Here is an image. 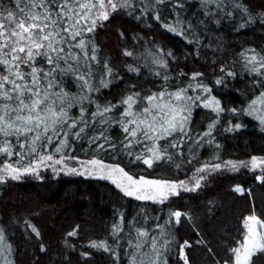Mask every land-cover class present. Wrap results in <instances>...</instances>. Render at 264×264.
Here are the masks:
<instances>
[{
    "label": "trees",
    "instance_id": "16d2710c",
    "mask_svg": "<svg viewBox=\"0 0 264 264\" xmlns=\"http://www.w3.org/2000/svg\"><path fill=\"white\" fill-rule=\"evenodd\" d=\"M3 2L12 7L11 0ZM101 23L89 37L99 60L107 61L113 72L103 77L108 81L106 87L99 83L102 64L95 72L92 83L99 90L91 94L94 103L83 100L86 118L96 111V104H118L133 92L145 95L161 88L172 91L195 86L197 81L191 80L194 73L202 74L198 78L202 86L189 89L188 94H199L201 100L185 113L187 135L177 132L174 140L169 138L179 145L168 147L171 159L155 161L152 168L126 154L129 150L121 144L126 134L117 123L97 127V132L101 127L107 129L105 134L115 149L97 154L95 145L82 139L74 141V150L66 154L118 164L137 178L172 182L190 180L196 169L205 165L264 157V124L259 119L264 107L257 104L248 114L251 101L264 91V76L250 71L254 64L259 69V63L247 62L252 55H257L258 61L264 57V0H163L159 4L131 0L130 6L118 9ZM166 25L182 34L169 31ZM126 51L132 55H124ZM153 57L162 58L167 68L151 63ZM130 67L138 71H130ZM79 85L72 74L62 77L63 89L73 96L83 95ZM204 99L218 101L221 110L204 107ZM80 106L71 109L73 117L79 118ZM119 113L117 108L106 115L119 119ZM210 125V135H204ZM131 151L136 154L146 148L135 145ZM3 163L19 166V157L0 154ZM258 176L248 170L216 171L195 191L174 195L164 203L137 200L109 182L91 178L46 174L41 179L5 181L0 184V230L4 236L0 264H130L133 248L129 241L136 237V229L146 230L160 243L165 238L171 240L167 251L161 249L162 264H184L180 256L184 241L191 244L184 249L188 264H225L226 260L231 264L230 249L242 239L245 219L256 215L264 220V182ZM236 187L242 188L243 194L236 192ZM176 211L182 213L179 223L170 218ZM29 224L38 229L39 237ZM116 225L122 230L114 231ZM74 229L77 235L69 237ZM93 242L107 250L90 247ZM147 250L145 245L140 251ZM252 262L264 264V254L257 253Z\"/></svg>",
    "mask_w": 264,
    "mask_h": 264
},
{
    "label": "snow or ice",
    "instance_id": "6c2138e0",
    "mask_svg": "<svg viewBox=\"0 0 264 264\" xmlns=\"http://www.w3.org/2000/svg\"><path fill=\"white\" fill-rule=\"evenodd\" d=\"M162 2L155 0L157 4ZM11 3L12 7L8 8L0 0V154L7 158L18 156L19 166L3 163L0 184L6 179L18 180L22 175H38L39 169L45 165L55 171L56 165L63 166L65 160L72 159L84 171L72 167L68 168L69 172L78 175L98 173L99 178L110 179L125 195L135 196L137 200L164 203L170 195H177L180 189L192 191L200 187L204 177L198 174L205 172L207 165L196 169L195 183L189 187L185 181L137 178L118 164H106L102 159L81 161L66 154L74 150V141L82 139H86L90 146L95 145L97 154L115 149L116 145L105 134L107 129L101 127L97 132V127L117 123L126 134L121 141L123 149L129 150L126 154L134 155L135 161L152 168L155 161L166 157L171 159L167 155L169 146H179L169 138L174 140L177 132L187 135L185 125L188 116L185 113L191 111L195 101L201 100L199 94L193 97L188 92L189 89L195 90L202 86L198 81L201 73H194L191 77L192 81H197L195 86L189 84L188 87L181 86L172 91L161 88L145 95L133 92L118 104H96V111L85 117L83 100L91 101V94L99 90L92 83L95 72L100 71L99 66L102 64L99 83L105 87L108 81L103 77L111 76L113 72L107 61L99 60L97 47L89 34L95 32L97 26H102L101 22L107 21L113 12L130 6L131 0H11ZM156 19H159L158 15ZM166 27L169 31L182 34L176 28ZM124 55L131 56L132 53L126 51ZM247 62L259 63V69L254 64L250 71L264 76V72L260 71L264 69V57L258 61L257 55H252ZM151 63L167 68L162 58L153 57ZM129 70L138 71L131 67ZM69 74L80 81L82 96H73L63 89L62 77ZM155 74L164 80L168 79L166 74ZM227 74L233 75L231 72ZM204 91L210 89L204 88ZM77 104L81 105L79 118L70 114ZM257 104L264 107V91L251 101L248 114H252ZM203 106L221 110L219 102L214 99H204ZM117 108L120 109L119 119L106 115ZM259 119L264 124V114ZM211 127L204 135H210ZM161 140H167L168 144H160ZM135 145H143L146 152L133 154L131 149ZM54 156L58 158L54 159ZM24 160L28 162L24 164ZM261 164H264V158L253 157L250 162H241L239 165L227 161L223 165H212V168L219 170L230 166L238 170L241 166H251L254 170ZM257 179L264 182V176H258ZM234 190L243 194L240 187ZM181 216L182 213L176 211L171 213L170 218L174 217L175 222L179 223ZM29 227L37 237L40 236L35 226L29 224ZM244 228L246 231L242 239H238L237 245L230 249L231 264H253L252 257L257 252L264 253V220L251 215L245 219ZM116 230H122L121 225H116ZM76 235L75 229L68 233L69 237ZM160 235L164 236L165 233L161 231ZM3 240L0 230V242ZM129 243L133 248L129 253L130 264H162L161 249L167 251L171 240L165 238L160 243L156 236H150L146 230L136 229V237L130 238ZM145 245L149 250L140 251ZM90 247L105 246L93 242ZM189 247L191 244L188 241H184L180 247L184 264H188L184 249ZM41 250H44L43 246ZM225 264H229V261L226 260Z\"/></svg>",
    "mask_w": 264,
    "mask_h": 264
},
{
    "label": "rangeland",
    "instance_id": "374dc122",
    "mask_svg": "<svg viewBox=\"0 0 264 264\" xmlns=\"http://www.w3.org/2000/svg\"><path fill=\"white\" fill-rule=\"evenodd\" d=\"M263 110H264V108H263ZM263 112H264V111H263ZM55 158H58V157H55V156H54V159H55ZM77 158H78V157H77ZM257 158L259 159V157H257ZM262 158H264V157H262ZM92 159H96V158H92ZM79 160H81V161H86V160H90V159H81V158H79ZM251 160H252V159H251ZM251 160L240 161V162L233 161V162H236V163L239 165L241 162H250ZM106 164H108V163H106ZM223 164H224V163H223ZM223 164H222V165H223ZM113 165H115V164H113ZM2 167H3V164H0V168H2ZM72 167L77 168L79 171H84V169L81 168L80 164H78L75 160L67 159V160H65L63 166H62V165H56V166H55V169H56L55 171H54L51 167H47V166L45 165V166H42V167L39 169V171H38V175H36V174L22 175V176L20 177V179H18V180L6 179V181H20V180H24V179H27V178L41 179V178H42L43 176H45L46 174H50L51 176H54V177H58V176H60V177H83V178L97 179V180H102V181L109 182V183H111L112 185H114L115 187H117L115 184H113V183L111 182L110 179H102V178H99V174H98V173H97V174H89L88 172H85L84 175H78V174H76V173L69 172V171H68V168H72ZM240 170H248V171H252V172L257 173V174H259L260 176H262V174L264 173V164H261L260 166H258V167L255 168L254 170L251 169V166H249V167H242V166H241V167L238 168V170H236V169H231L230 166H229V167H222V168L219 169V170H215V169L212 168V166H208L205 172L199 173L198 175H199V176H203V177L205 178L208 174L213 173V172H216V171H232V172H234V171H240ZM129 174H130V173H129ZM194 174L197 175L196 172H195ZM146 179H148V178H146ZM153 180H156V179H153ZM203 180H204V179H202V180L200 181V184L202 183ZM185 182L188 183L189 187H192V186L194 185V183H195L194 175L192 176V178H191L190 180L185 181ZM117 188H118V187H117ZM118 189H119V188H118ZM196 189H198V188H195V189L192 190V191H195ZM241 189H242V188H241ZM119 190H120V189H119ZM120 191H121V190H120ZM121 192L124 194L123 191H121ZM183 192H191V191H184V190H182V189L178 190V194L183 193ZM172 196H174V195H170L169 197H172ZM130 197L135 198V196H130ZM169 197H168V198H169ZM144 201H152V200H144ZM152 202H154V201H152ZM250 216H251V215H250ZM248 217H249V216H248ZM245 231H246V229H245ZM257 253H261V252H257ZM257 253H256V254H257ZM263 254H264V253H263Z\"/></svg>",
    "mask_w": 264,
    "mask_h": 264
}]
</instances>
